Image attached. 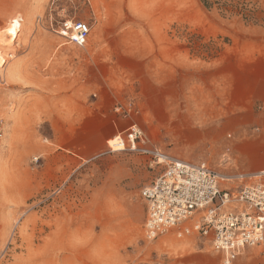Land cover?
<instances>
[{"label": "rangeland", "instance_id": "rangeland-1", "mask_svg": "<svg viewBox=\"0 0 264 264\" xmlns=\"http://www.w3.org/2000/svg\"><path fill=\"white\" fill-rule=\"evenodd\" d=\"M16 1L0 26V264H223L197 235L147 238L142 191L163 166L110 144L138 125L171 159L247 173L239 136L217 131L264 76V0L257 22L201 0ZM76 21L84 45L61 34ZM235 264H264V243Z\"/></svg>", "mask_w": 264, "mask_h": 264}, {"label": "built area", "instance_id": "built-area-1", "mask_svg": "<svg viewBox=\"0 0 264 264\" xmlns=\"http://www.w3.org/2000/svg\"><path fill=\"white\" fill-rule=\"evenodd\" d=\"M62 28L61 34L77 45H84L91 32L84 21L65 22ZM117 137L112 151H135L148 156L152 168L163 166L142 191L148 239L173 229L180 236L197 235L223 254V264H235L248 249L264 243V169L224 178L206 161L169 158L150 145L138 125Z\"/></svg>", "mask_w": 264, "mask_h": 264}, {"label": "crops", "instance_id": "crops-1", "mask_svg": "<svg viewBox=\"0 0 264 264\" xmlns=\"http://www.w3.org/2000/svg\"><path fill=\"white\" fill-rule=\"evenodd\" d=\"M30 1L24 0V4L28 5ZM15 4L18 1L0 0V26L10 17ZM234 109V113L221 124L218 135L225 140L227 134L238 135L232 147L234 157L247 172L260 171L264 169V134L256 130L264 131V76L255 80L242 101L236 99Z\"/></svg>", "mask_w": 264, "mask_h": 264}, {"label": "trees", "instance_id": "trees-1", "mask_svg": "<svg viewBox=\"0 0 264 264\" xmlns=\"http://www.w3.org/2000/svg\"><path fill=\"white\" fill-rule=\"evenodd\" d=\"M201 3L206 8H214L217 6L224 12H236L243 14L244 18L249 21H258L256 11L249 0H201Z\"/></svg>", "mask_w": 264, "mask_h": 264}, {"label": "bare ground", "instance_id": "bare-ground-1", "mask_svg": "<svg viewBox=\"0 0 264 264\" xmlns=\"http://www.w3.org/2000/svg\"><path fill=\"white\" fill-rule=\"evenodd\" d=\"M15 32H16V31H14V29H11V30H10V34H11V35H13ZM2 38H4V37H2ZM11 40H12V39H11ZM11 40H9V42H8V41H7V42H8V43H11ZM5 41H6V39H3V41H2L3 43L0 41V42H1V43H0V46H2L3 44H4L3 46H5ZM8 43H7V44H8ZM2 48H3V47H2ZM0 50H1V49H0ZM2 50H3V49H2ZM4 51H5V50H4ZM2 53H3V52H2ZM4 57H5V56H4ZM2 61H3V60H2ZM5 63H7V62H5ZM117 138H118V137H116L114 141H111V143H114V142L117 140Z\"/></svg>", "mask_w": 264, "mask_h": 264}]
</instances>
